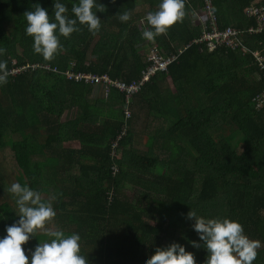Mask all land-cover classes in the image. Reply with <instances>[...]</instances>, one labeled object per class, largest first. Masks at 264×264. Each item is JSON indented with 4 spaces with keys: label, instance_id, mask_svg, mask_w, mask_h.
<instances>
[{
    "label": "trees",
    "instance_id": "trees-1",
    "mask_svg": "<svg viewBox=\"0 0 264 264\" xmlns=\"http://www.w3.org/2000/svg\"><path fill=\"white\" fill-rule=\"evenodd\" d=\"M60 2L73 16L78 0ZM212 2L219 30L242 31L254 25L245 8L264 4ZM38 3L51 14L53 0H0V47L6 50L0 60L11 70L0 86V189L2 165L17 167L21 185L54 199L56 216L44 228L78 233L89 264H144L156 247L172 242L203 264L206 250L189 243L199 242L195 221L187 218L191 209L239 221L260 244L253 264H264V105L255 108L252 100L264 91V76L254 58L192 43L201 30L191 13L202 0H184L183 18L152 41L142 38L140 25L151 30L146 15L160 0H97L99 31L78 25L45 61L24 31L23 14ZM124 11L127 22L119 20ZM153 41L167 55L183 53L133 96L129 116L118 89L66 75L72 70L137 81L150 64ZM242 41L264 56V33L243 34ZM99 119L102 126H96ZM76 141L78 150L64 147ZM16 219L12 205L1 201L0 237ZM45 233L38 230L22 247L34 249L48 239Z\"/></svg>",
    "mask_w": 264,
    "mask_h": 264
},
{
    "label": "clouds",
    "instance_id": "clouds-1",
    "mask_svg": "<svg viewBox=\"0 0 264 264\" xmlns=\"http://www.w3.org/2000/svg\"><path fill=\"white\" fill-rule=\"evenodd\" d=\"M251 6L261 5L253 4ZM251 6L246 7L245 10ZM184 7V0H160L158 10L146 15L151 30H147L143 24L140 25L144 30L142 38L152 41L156 36L166 33L174 23L183 18ZM102 11L101 3L98 4L97 0H78V3H73L71 7L73 16L67 14L68 9L60 0H53L51 14L38 3L34 8L24 12L26 21L24 31L26 35L32 37L33 52L48 61L63 47L60 37L68 38L73 32L79 31L78 25H86L88 31L93 34L99 31L101 19L97 13ZM201 11L202 5L199 7L198 15H201ZM50 15L53 17L51 20ZM129 19L128 11L119 15L121 22H127ZM253 20L255 25V19L253 18ZM201 24L202 22L199 27L202 33ZM155 45L160 47L156 42H152L148 46L147 61H149L150 50ZM160 49L163 51L161 47ZM5 51L0 47V56H3ZM159 72L162 71L156 73ZM10 74L11 70L7 67L6 61L0 60V86L8 82ZM149 80L130 95L128 102L126 98L127 116L132 112L133 96L139 93ZM132 81L134 80L125 82ZM118 90L122 92L120 89ZM124 95L126 96L125 93ZM8 192L15 198V213L18 219L10 225H6L5 235L0 237V264H89V261L81 255V237L78 233L65 235L61 231H46L48 239L45 242L39 241L34 249L22 247L32 237H36L37 231L43 229L45 224L56 216V212L51 201H43L40 192L26 184L21 185L14 182L9 186ZM187 218L194 219L192 229L197 233L199 240V242L193 240L189 243L193 248L206 250L207 255L203 264H253L257 257L256 249L260 244L258 241L248 238L239 221L229 218L197 216L192 209L187 213ZM144 264H197V261L194 253L187 251L185 245L172 242L164 247H156L155 253L146 257Z\"/></svg>",
    "mask_w": 264,
    "mask_h": 264
},
{
    "label": "built area",
    "instance_id": "built-area-1",
    "mask_svg": "<svg viewBox=\"0 0 264 264\" xmlns=\"http://www.w3.org/2000/svg\"><path fill=\"white\" fill-rule=\"evenodd\" d=\"M245 13L249 17L255 19V25L248 28L246 31H242L232 26H227L224 30H219L217 26V16L213 10L212 0H202V11H201V35L194 40L193 44L204 45L209 52H214L217 49L223 48L225 50L240 52L245 55H251L254 58V65L257 69V74L264 76V56L258 51H251L243 46V34H261L264 33V5L251 6L245 10ZM183 51H180L176 55H166L158 45L151 48L149 54L150 64L142 75V79L138 81H132L126 83L122 80H113L109 75H97L94 73L85 72H73L72 70L66 71V75L69 78H73L76 81L86 80L96 83H103L107 90L112 87L120 89L126 94L127 102L130 95L137 91L141 85L148 81L158 71H164L170 64L175 63ZM47 69L57 71L56 67L51 69L50 66H46ZM17 72L16 70L14 71ZM252 100L255 102V108H260L264 105V91L255 95Z\"/></svg>",
    "mask_w": 264,
    "mask_h": 264
},
{
    "label": "rangeland",
    "instance_id": "rangeland-1",
    "mask_svg": "<svg viewBox=\"0 0 264 264\" xmlns=\"http://www.w3.org/2000/svg\"><path fill=\"white\" fill-rule=\"evenodd\" d=\"M198 14H199V6H198L197 10H195L191 13V16H193V19H194V25H197V24L199 25V21L201 22V16ZM99 121H100V119H99ZM104 122H105V120L102 119L100 121V123L98 122V124L96 126H102V124ZM136 130L138 132L137 135L139 136L137 139L139 141L143 140V136H142L143 127H141L139 125ZM242 146H243L242 143H240L239 146L237 147V150L241 151ZM64 147H67L69 149H71V147H72V148L78 150L79 148H81V143H79L78 141L66 142V143H64ZM19 176H20V171L17 167L2 165V178H3L2 184H3V186H2V189H0V203H1V201H8L9 204L12 205L14 211H16L15 198L11 193L8 192V188L12 183L18 182L17 179ZM137 192H138V190H137ZM41 199L43 201H46V202L54 200V199H51L50 197H46V196H44V197L41 196ZM45 231H47L46 228L40 229V233H44Z\"/></svg>",
    "mask_w": 264,
    "mask_h": 264
},
{
    "label": "crops",
    "instance_id": "crops-1",
    "mask_svg": "<svg viewBox=\"0 0 264 264\" xmlns=\"http://www.w3.org/2000/svg\"><path fill=\"white\" fill-rule=\"evenodd\" d=\"M194 20V19H193ZM199 25H200V21H199ZM199 25L197 24V26L199 27ZM154 42V41H153Z\"/></svg>",
    "mask_w": 264,
    "mask_h": 264
}]
</instances>
